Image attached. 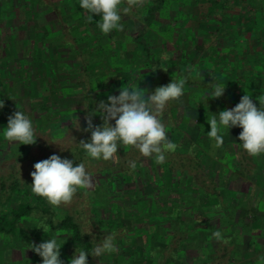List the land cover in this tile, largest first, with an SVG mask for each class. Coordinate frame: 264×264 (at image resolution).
Instances as JSON below:
<instances>
[{
    "label": "trees",
    "instance_id": "obj_1",
    "mask_svg": "<svg viewBox=\"0 0 264 264\" xmlns=\"http://www.w3.org/2000/svg\"><path fill=\"white\" fill-rule=\"evenodd\" d=\"M15 1L8 0V12L12 16L16 12L22 26L28 29L26 43H32L31 64L36 68L41 67L38 73H27L24 77L37 86L35 95L32 94L31 99H28L14 94L9 99L10 112L20 110L29 118H32L33 112L42 119L39 120V127L33 123L37 142L26 148L25 157L15 159L10 153L1 156L0 152L1 263L10 264V255L16 250L10 244L14 240L22 241L19 249H23L20 259L15 263L27 264L36 254L29 248L30 244H40L52 237H58L57 243L62 245L60 259H68L63 264H69L76 248L89 254L88 264H109L106 259L112 257V264H136L140 262L141 255L136 251L130 252L124 244L129 247L131 233L134 237L135 234L140 236L150 228L157 232L158 238L164 243L162 248L161 245H155L156 250L149 259L150 264L157 260L159 264H185L186 256L191 257L194 264H227L232 259L239 258L237 250L233 251L232 245L227 242L231 235H236L235 238L239 241L242 240L241 235H249L251 242L257 237H263L264 241V219L258 216L264 215V190L258 184L251 183L250 189L243 187L241 191H236L230 188L231 178L223 179V169L216 172L220 168L216 167L214 173L217 178L214 179L201 163L203 158L210 159L205 154L211 142L207 136L210 131L207 117L235 107L245 93L253 98L257 107L259 103L264 104V0H145L142 7L133 8L123 17V31L112 30L107 35L98 27L101 15L92 14L90 19L86 10L80 7V0H20L22 2L18 5ZM247 7L250 9L242 11ZM191 8L201 16V21L196 24L202 23V29H197L192 35L193 47L191 45L187 48V43L181 35V39L177 36L178 33L173 41V32L167 31L166 27L169 22L164 23V30L158 31L156 25L162 23L161 19L167 14L170 19L174 18L176 31L180 32V27L186 24L183 13ZM3 16L7 18L8 14ZM129 23L132 31L129 30ZM139 25L142 27L137 32ZM155 28L158 34L156 38L160 40L156 44L161 43L162 48L150 44L149 39L156 31ZM160 32L166 34V37ZM52 45L68 49L71 57L75 59L54 56L50 49ZM177 47L181 49L179 53L176 52ZM7 48L8 45L0 49V62ZM95 63L102 65V70L109 65L117 68L120 77L119 89L128 83L129 87L139 85L151 94L156 87L169 84L171 79H186L184 95L179 100L168 102L160 117L168 139L178 145L175 152L166 154L165 163L157 164L154 156L143 157L137 149L118 144L117 160L114 165L107 167L101 165L102 159L90 158L79 146L81 139L87 142L91 138L90 132L83 131L87 127L84 120L87 113H93L101 100L107 102L108 95H119V91L113 94H94L101 87L98 78L100 74L94 68ZM214 82L226 87L225 93L220 98L206 100L207 95L213 91ZM47 83L48 94L43 96L42 88L45 89ZM54 85L61 92L53 89ZM7 91V88L1 86L0 102H4ZM51 97L68 99L73 102V106L63 109L56 105V101L48 103L47 100ZM1 110L6 111L5 108H0ZM190 112L195 113L198 119L196 131L199 136L196 139L191 138L189 144L182 149L181 139L185 135L182 129L184 125L187 126L185 122L191 123L188 115ZM75 116L79 118L81 130L76 129L78 125ZM92 122L94 126H98L102 124V119L96 115ZM110 123L114 125L115 121ZM231 129L235 130L236 139L232 143H226L223 152L224 158L229 161L234 159L236 164L231 174L240 177L244 182L256 175V182L264 186V153L256 157L250 156L238 139L242 129ZM65 133H70L75 139L72 137L73 143L61 146L60 143H66L63 139ZM222 134L227 135L228 130L224 129ZM33 148L37 149L36 153L32 151ZM0 149L3 147L0 146ZM200 149L204 157L199 156ZM52 154L73 160L74 166L84 163L95 183L96 179L105 178L102 185L97 183L93 189L103 191V200H95L89 189H78L71 204L57 207L45 198L35 195L31 190L30 173L34 171L33 165ZM145 160H150L151 164H144ZM130 161L136 162L135 170L146 177L145 180L149 181L153 190L162 186L164 176H173L181 184L184 175L185 183L196 192L195 197L213 198V202L203 207L202 215L197 207L189 213L190 220L186 221V229L192 230L191 233L188 232L191 236L201 233L208 238V233L210 237L213 231L221 232L213 255L200 248V245H193L190 235H177L180 232L177 225L181 223L177 219L179 217H176L177 207L171 208L168 213L165 201L149 198L147 205L146 200H141L146 196L139 189L137 192L133 185L135 170L130 169ZM206 164L208 167L209 161ZM216 180L231 195L237 197L235 204L228 200L229 196L221 197ZM123 187L130 190L128 192H131L133 201L124 199L126 194L124 195ZM111 200L117 203L115 210H118L121 217L126 218L127 223L114 220L112 224L105 220L101 213ZM125 204L128 210L121 208ZM234 209L238 210V227L230 236H224L229 230L227 223L234 220ZM215 218L218 220L217 226L211 222ZM191 226L195 228L191 229ZM37 227H45L46 233ZM90 232L91 235L88 234ZM112 232L117 234L115 245L118 250L114 254L110 253V257L106 256L107 253L100 257L91 256L95 246ZM28 250L30 256L27 255ZM94 258H98L97 263ZM257 261H263V258H249L243 264H256ZM38 262L42 264V259L38 258Z\"/></svg>",
    "mask_w": 264,
    "mask_h": 264
},
{
    "label": "clouds",
    "instance_id": "obj_2",
    "mask_svg": "<svg viewBox=\"0 0 264 264\" xmlns=\"http://www.w3.org/2000/svg\"><path fill=\"white\" fill-rule=\"evenodd\" d=\"M144 4L145 0H80V7L86 10L90 19L92 14L101 15L98 27L105 35L112 30L123 31V17L133 8ZM185 83V78L178 81L171 79L169 84L156 87L151 94L139 85L129 87L127 83L118 89V96L108 95L107 102L101 100L93 113H87L84 117L87 127L83 131L90 132L91 138L87 142L81 139L79 146L95 160L116 161L118 144H122L137 149L143 157L154 156L157 164L165 163L166 154L175 152L178 145L168 139L160 117L168 102L179 100L184 95ZM212 85L213 91L206 100L220 98L225 93L226 87L215 82ZM3 107L2 101L0 108ZM96 115L101 117V125H93L92 118ZM75 117L78 125L76 129L81 130L79 118ZM111 121H115V124ZM207 123L210 125L207 136L214 141V150L224 144V129L229 131L233 127H240L242 131L238 139L243 149L253 157L264 153V104L259 103L257 107L248 94L245 93L235 107L218 114L212 113L207 117ZM4 136L7 141L20 145H34L37 142L32 120L20 110L8 117ZM129 167L135 170L136 162L130 161ZM33 168L34 171L30 173L32 192L53 206L71 204L78 189H90L93 186V178L84 163L74 166L73 160L61 158L57 154L36 162ZM37 228H42L46 233L45 227ZM88 234L91 235V232ZM212 235L216 239L221 238L219 230ZM116 236L115 232L106 235L92 250L91 256L100 257L117 251ZM57 240L58 237H52L40 244L32 243L29 248L42 258V264H63L60 259L62 245ZM88 256L86 251L76 248L69 264H88Z\"/></svg>",
    "mask_w": 264,
    "mask_h": 264
},
{
    "label": "rangeland",
    "instance_id": "obj_3",
    "mask_svg": "<svg viewBox=\"0 0 264 264\" xmlns=\"http://www.w3.org/2000/svg\"><path fill=\"white\" fill-rule=\"evenodd\" d=\"M20 0H16L15 4H20ZM0 4L4 5V7L1 5L0 8V49L3 48L4 46L8 48L6 49V52L4 51V54H2V60L0 62V88L1 86H3V88H7L8 91L6 92V96L4 95V107L6 109V111L1 110L0 111V146L3 147V149H0V152H2L1 156H4L6 154H12L13 157L15 159H20L21 157H25V152H26V148L29 147L30 145H20L18 142H9L5 139L4 136V129L7 127V121H8V117L10 115H12V113L14 112H10L11 110V105H10V97H12L14 94L16 95H23L25 97H27L28 99H31V95H35L36 88L37 86L33 83H31L30 80H25L24 77L27 76V73H31L32 75L38 73V69H40L41 66H38V68H36L35 65H32V61H31V48H32V43H26V40L28 38V34H27V30L26 28H24L22 26V22L21 20H19L17 13L15 12V16L12 14H9L11 12H8V0H0ZM10 7V6H9ZM250 8L247 7L244 10H249ZM20 11V10H18ZM8 14L7 18H4V14ZM84 13V11H83ZM165 16L161 19V22L159 25L157 26L158 31H162L163 29V25L166 22H169L170 24L167 25V31L169 32H173V41L174 39L176 40V33L177 36L179 37V35H181V37L183 38V41L185 43H187V45H185L187 48L191 47L192 45V41L193 37L192 35H194V33H196L197 29H202V27H200V24H196L197 21H201V16H199V13L196 12V10H193L192 8L189 9V11L186 13H183V16L186 24H183V26H181V30L180 32L176 31V22L174 20V18L170 19L169 17H167V14H164ZM123 20V19H122ZM129 30H131V24L129 23ZM141 25L138 26L137 32L141 30ZM171 27V28H170ZM156 29V28H155ZM157 29L156 31H154L151 34V39H149V41L151 42L150 44H152L154 47H158L160 46V48H162L161 43L156 44L157 41H160L159 38H156V36L158 37L157 34ZM178 29V28H177ZM161 33V32H160ZM175 33V35H174ZM162 36L166 37V34L164 35L163 32L161 33ZM181 37H179L181 39ZM95 41V40H93ZM10 46V48H9ZM176 47V46H175ZM193 47V45H192ZM51 49V53L56 56V55H62L65 59H71L74 60L71 57V54L64 49V47H54L53 45L50 47ZM176 52L181 51V49L178 47L176 48ZM6 55V56H5ZM4 56V58H3ZM29 60V61H28ZM99 61V60H98ZM99 63V62H98ZM96 64V63H95ZM95 66V65H94ZM102 66V65H101ZM100 65L96 64V66L94 67L95 70H97V72L99 71V84H101V87H99L97 89L96 92H94V94L96 93H109V94H113L116 93L119 89V74H118V70L117 68H114V66H108L105 70H102V67ZM43 68V66H42ZM45 71V69H44ZM73 78V76L71 77V79ZM11 83L10 85L8 84L9 82ZM49 83H47V87L45 85V89L42 88V94L43 96H46L48 94V91L46 88H48ZM41 86V87H43ZM13 89V90H12ZM53 89H58V87H53ZM59 92H61L59 90ZM56 99V100H55ZM38 101L40 99H37ZM50 102L56 101L58 102L56 105L60 106L61 108H69L73 106V102H71L70 100H62L59 99L57 97H51L48 98ZM2 108V109H3ZM33 112H32V118L30 117V119L32 120V123H36L37 126L39 127L40 121H41V116L39 117L38 115L33 116ZM188 115H190V121L189 122H185L187 124L183 126L182 131L185 133V135H183L182 139H181V143H182V149H184L186 145L189 144V141H191L192 139H196L198 138L199 134L198 131H196L197 129V124H198V119L195 115V113H188ZM33 117H35L33 119ZM40 120V121H39ZM65 122V121H64ZM64 122H62L64 125H66ZM62 124V125H63ZM68 124V123H67ZM34 125V124H33ZM37 127V128H38ZM44 129V128H43ZM45 131H47V129H45ZM201 133V132H200ZM198 135V136H197ZM223 135V134H222ZM224 138V144L221 148L219 149H213L212 144L214 143L213 140H211L210 142V146H209V150H207L205 152V154H207L206 156L210 159H205L203 158L201 160V163L203 165V168L205 169V171L207 173H209V176H211L212 178H217V176L215 175L216 173H214L215 169L217 166H219L220 168H217L218 171L216 172H220L223 169L222 172V177L223 179H229L231 178V186L230 188L236 190V191H241L240 189H242L243 187L249 188L250 189V184L251 183H256L259 185V188L264 190V186H262L263 184L259 182H256L257 180V176L255 175V177H250L247 180H245V182L237 176L232 175V168L236 167V164L233 162V160L229 161L227 158H224V146L226 143H232L235 141L236 139V133L234 129H230L228 131L227 135H223ZM63 139L65 140L66 143H60L61 146H63L64 144H66V146L70 145L71 143H73V138L72 136H70V133L68 134H64L63 135ZM184 140V141H183ZM200 141V140H199ZM180 143V142H178ZM33 145H31L30 147H32ZM32 151L36 153L37 149L33 148ZM200 157H204L202 150L200 149L198 152ZM209 161V166L207 167L206 162ZM115 161L109 160V161H104L102 159L101 165H109L112 166L114 165ZM145 162V163H144ZM227 162H229L227 164ZM144 164L148 163L151 164L150 160H145L143 161ZM225 163V164H224ZM153 164V162H152ZM229 164H231V166H228ZM153 166H155L153 164ZM152 166V167H153ZM108 167V166H107ZM144 167V166H142ZM141 167V168H142ZM156 167V166H155ZM154 168V167H153ZM93 169V168H92ZM156 170V168H154ZM138 170V169H137ZM141 171V170H140ZM159 171V170H158ZM162 173V172H161ZM157 176L159 175L158 172L156 171ZM232 176H230V175ZM258 174V177L260 178V174ZM134 178H133V185L136 189V191H139L144 194V196H146L145 198H141V200H149V198H153L155 201H165L167 203L168 206V213L171 211V208H178L177 209V216L179 217L177 219L181 220V223L179 225H177L179 229V231L181 232H177L178 236H184L185 237H189L190 234L192 232V230L186 229V221H189V213H192L193 211H195V208L199 207L200 208V214L202 215V213H204L203 207L205 205H207L209 202H213V198H208L207 196H198L195 197V191L194 189L190 186L187 185L185 183V176L183 175L181 184L178 183L177 181H179L178 179H174L173 176L172 178H170V175L168 176H164L163 178V184L160 188H158L157 190H153L152 186L149 184L148 180H145L146 177H144L142 175V173L140 174L139 172H137L135 170V174H134ZM230 176V177H229ZM262 176V175H261ZM222 179V178H221ZM264 179V177H263ZM95 180H93V186L92 188L89 189V191H91L90 193L92 194L91 196H93L95 198V200L101 201L103 200L102 197H104V193L103 191L100 189L98 190H93L96 186L97 183L100 185H102V183L105 181V178H98L96 179V183L94 182ZM216 183L218 185L217 189L219 192H221V197L224 196H229V201H231L233 204L236 203L237 201V197H235V195H231L230 192L220 184V182L218 180H216ZM99 185L97 188H99ZM105 188V187H104ZM124 191V199L126 200H130L133 201V198H131L130 195L131 192H128L130 190L125 189V187H123L122 189ZM181 190V192H180ZM140 194V195H142ZM128 196V197H127ZM230 202V203H231ZM117 203L115 201H109L107 202V207L106 209L101 213L102 215H104L105 220L108 222L117 220L119 222H123V223H127V221L125 220L126 218L121 217V214H118V210H115V208H117L118 206L116 205ZM128 204V203H127ZM121 207L123 210H128V208L126 207ZM147 205H148V201H147ZM145 205V207L147 206ZM124 212V211H122ZM198 214V213H197ZM234 220L229 221V223H227V226L229 228V230L227 232L224 233V236H230L231 233L233 232V230L237 229V223L236 221H238V210L234 209ZM259 218L264 219V215L262 214H258ZM204 218H206V216H204ZM207 219V218H206ZM192 220V219H191ZM206 221V220H205ZM215 226H217L218 220L215 218L214 221H211ZM113 224V223H112ZM224 224V221H223ZM192 225V224H191ZM194 226V224H193ZM191 226L190 228L193 229L195 227ZM214 226V227H215ZM177 228V229H178ZM200 229H203V227H200ZM204 230V229H203ZM215 232V231H213ZM149 234L151 236H149ZM213 234V233H212ZM210 235L209 237V233H208V238L204 237L206 235H202L201 233H199L198 235H190V237H192V243L193 245H200V248L205 249L208 253H211L213 255V249L215 247V243L217 242V239L215 237H213V235ZM132 235V239H131V243L128 247V245L126 246V243L124 244V247H127L126 249L131 251H136L138 252L141 256H140V262H137L136 264H150L149 263V259L152 257V255H154V252L156 249L155 245H161V248L164 247V243H162V241H160V239L158 238L157 232L156 231H152V229H148L146 232H142L140 236H138V234H135L136 237H134V234L131 233ZM236 236V235H235ZM234 235H231L229 241L230 244L233 247V251H236L238 253V259H232L230 262H228L227 264H243V261H246L249 258H253V259H258V257H262L263 261H257L256 264H264V241H263V237H257L256 240H254V242H251V238L249 235H241L242 236V240L239 241L238 238H235ZM24 239V238H23ZM24 241V240H23ZM14 243L10 242V244H12L11 246L16 249L14 250L15 252L13 254L10 255V264H16V260L18 261L21 257V253L23 252V249H19L20 245L22 244V241L19 240H14ZM168 242H165V244H167ZM254 243V245H253ZM18 244V245H16ZM9 245V242H8ZM154 251V252H153ZM158 252V251H157ZM129 253V252H128ZM111 254H114L113 252ZM27 255L30 256L29 250L27 252ZM107 257H110V253L106 254ZM160 256V253H159ZM38 258H41L39 255L35 254L34 259H29L27 264H39L38 262ZM42 259V258H41ZM22 260V259H21ZM108 260L107 262H109V264L114 263V258H109L106 259ZM63 263H66L68 261L67 258H63L62 259ZM14 262V263H13ZM94 262H98V258H94ZM185 264H194L192 262L191 257L186 256L184 259ZM159 260L157 261H153L151 264H159ZM0 264H4L1 263ZM7 264V263H6ZM127 264V263H125ZM204 264H210V262H205ZM216 264H219L218 262Z\"/></svg>",
    "mask_w": 264,
    "mask_h": 264
}]
</instances>
